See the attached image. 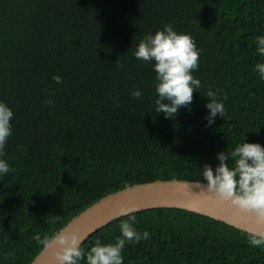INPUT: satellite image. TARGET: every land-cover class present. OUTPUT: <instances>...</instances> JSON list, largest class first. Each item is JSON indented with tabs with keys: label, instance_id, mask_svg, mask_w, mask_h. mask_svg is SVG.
I'll use <instances>...</instances> for the list:
<instances>
[{
	"label": "trees",
	"instance_id": "16d2710c",
	"mask_svg": "<svg viewBox=\"0 0 264 264\" xmlns=\"http://www.w3.org/2000/svg\"><path fill=\"white\" fill-rule=\"evenodd\" d=\"M169 21L201 49V86L166 117L152 104L151 63L132 52ZM262 31L264 0H0V100L13 110L4 155L14 169L0 176V264H30L45 246L34 234L51 237L110 194L204 183L201 167L217 151L244 137L264 146V81L252 67ZM209 90L225 112L205 126ZM133 215L150 236L126 243L122 264H264V246L211 218L175 208ZM126 218L81 247L113 239Z\"/></svg>",
	"mask_w": 264,
	"mask_h": 264
},
{
	"label": "clouds",
	"instance_id": "9594fccd",
	"mask_svg": "<svg viewBox=\"0 0 264 264\" xmlns=\"http://www.w3.org/2000/svg\"><path fill=\"white\" fill-rule=\"evenodd\" d=\"M256 53L262 58L253 64V71L264 81V31L253 38ZM201 49L188 32L178 31L171 21L164 23L154 32L148 31L139 39L132 55L140 62H150L154 73V92L152 100L155 112H163L166 117L174 115L181 106L190 105L194 90L201 86V81L193 75L198 67ZM56 82L60 75L53 74ZM140 97L141 90L133 87L129 93ZM204 107L207 110L203 119L205 126L212 125L217 115L225 112L224 98L212 90L207 91ZM51 103L50 100L45 101ZM119 103V101H116ZM12 108L0 100V176L13 171L8 158L4 155L5 144L12 134ZM217 163L212 166L204 163L201 176L208 192L220 201L228 202L237 209L255 214L257 222L264 221V146L259 142L243 140L235 143L230 152L220 150L215 153ZM231 161V163H229ZM137 211L135 205L119 209V214L126 219L119 221V235L102 241L97 238L85 250L81 247L84 239L75 231L55 232L51 237L41 239L34 234L38 243L58 246L55 255L58 264H122V249L126 243H136L149 238L147 229L135 227ZM250 246H264V232L250 233L247 236Z\"/></svg>",
	"mask_w": 264,
	"mask_h": 264
},
{
	"label": "water",
	"instance_id": "95a60500",
	"mask_svg": "<svg viewBox=\"0 0 264 264\" xmlns=\"http://www.w3.org/2000/svg\"><path fill=\"white\" fill-rule=\"evenodd\" d=\"M135 205L137 212L175 208L195 213L224 223L237 230L250 233L264 232V221L257 222L255 214L237 209L225 201H220L206 190L204 183L168 180L134 185L110 194L73 218L59 232L75 231L87 238L116 219L124 206ZM133 213V214H134ZM55 242L45 245L30 264H58Z\"/></svg>",
	"mask_w": 264,
	"mask_h": 264
}]
</instances>
